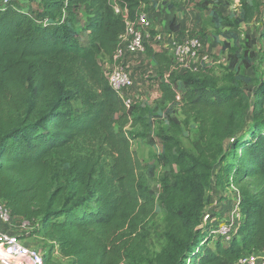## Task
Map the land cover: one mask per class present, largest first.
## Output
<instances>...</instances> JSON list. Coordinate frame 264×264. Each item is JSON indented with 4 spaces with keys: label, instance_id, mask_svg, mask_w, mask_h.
<instances>
[{
    "label": "trees",
    "instance_id": "16d2710c",
    "mask_svg": "<svg viewBox=\"0 0 264 264\" xmlns=\"http://www.w3.org/2000/svg\"><path fill=\"white\" fill-rule=\"evenodd\" d=\"M28 1L38 4L0 0V202L42 238V264H234L264 252V79L239 71L254 53L236 36L257 3L239 0L231 19L197 0L229 29L223 72L206 62L179 70L171 46L145 44L159 94L153 107H127L107 65L126 21L153 0ZM178 30L172 19L168 32ZM134 139L160 144L152 162ZM231 185L240 218L227 238L203 215L207 190Z\"/></svg>",
    "mask_w": 264,
    "mask_h": 264
},
{
    "label": "rangeland",
    "instance_id": "374dc122",
    "mask_svg": "<svg viewBox=\"0 0 264 264\" xmlns=\"http://www.w3.org/2000/svg\"><path fill=\"white\" fill-rule=\"evenodd\" d=\"M22 4L28 5L29 8L34 9L36 6L29 2L28 0H21ZM188 3L185 8L189 9L193 5L195 0H186ZM213 4L210 5L211 10H215L217 12H221L224 16L229 18H234L240 12V8L238 7L239 0H212ZM256 4V13L254 19L248 23V25L244 28L237 29V39L238 42L242 45L246 44L249 47V50L253 51L254 57L252 67L245 69L241 65H239V71L245 74H251L253 76L264 79V0H254ZM166 7H174L178 10V7L181 3V0H166ZM185 5V2H184ZM183 5V6H184ZM189 16L188 13L185 14L184 18H187L190 22V29L186 30L188 25L183 26L182 34L185 35H197L201 40L205 39V45L209 52H206V59L202 62H206V65L213 68L216 74H221L223 72V67L227 64L226 61V52L221 50L222 42L225 41V38H228L226 35L228 28L216 26L210 20L211 13L205 11L204 13L197 12L194 14L190 8ZM80 28V26H77ZM151 33L155 31L151 30ZM165 38L168 35V30L160 32ZM85 36V35H84ZM83 36V38H84ZM166 40L164 39L163 45H165ZM145 44H150L148 41ZM162 45V43H160ZM160 45V46H161ZM150 46V45H147ZM151 47V46H150ZM139 62L143 63L140 67L141 70L136 72L138 73V79L133 80L132 88L135 89L136 93L134 95L133 102L142 101L144 104H149L153 107L156 98L158 97L159 91L157 90L156 82L153 80V76L156 73L157 65L149 58H145L144 54H139ZM193 61L197 62L194 58ZM201 62V61H200ZM197 62V63H200ZM201 62V63H202ZM108 68V65H107ZM132 90V89H131ZM156 127L161 125V121H158V124H155ZM139 130V127H136ZM191 129L186 127L182 133V140L186 146L190 147V139H191ZM131 148L134 151L135 155L141 161H150L152 162V154L159 153L161 150V146L158 143L154 145H150L145 141V139H134L131 142ZM152 187L155 191L159 190L158 182L156 180L152 181ZM208 197H211V200H208L206 203V211L213 212L214 215L210 214L211 227L210 230L213 234H217L215 231L219 225L229 224L232 225L233 228L236 229V223L240 218V213L237 207V200L239 195L236 192V189L233 185L228 186L227 188H209L207 190ZM214 216V217H213ZM161 217L162 213L157 208V216L152 224V236L150 242V250L152 252L157 251L160 248L161 240L159 236V232L161 229ZM13 224L17 226L16 233L20 238L27 243L29 246L38 249L42 253L46 251V248H43L44 244L42 238L37 233L30 234V231L33 229L29 224V228L25 229L20 226L21 220L13 221ZM214 239V237H213ZM214 240L209 242V245L213 247ZM0 260H5L9 262H18L19 260L14 256H1ZM53 258L59 262H66L65 260L60 259L57 255H54ZM253 264H264V252L257 253V259Z\"/></svg>",
    "mask_w": 264,
    "mask_h": 264
},
{
    "label": "built area",
    "instance_id": "2783aa9c",
    "mask_svg": "<svg viewBox=\"0 0 264 264\" xmlns=\"http://www.w3.org/2000/svg\"><path fill=\"white\" fill-rule=\"evenodd\" d=\"M7 1L9 0H3V2ZM115 9L119 11L117 6ZM150 27V19L142 9L134 20H127L125 31L120 35L112 62L108 64L109 83L127 107L133 103L134 98L131 92L133 78L128 71L127 56L144 54L147 41L155 40L156 43H162L163 45L165 39L159 32L152 34ZM165 45L160 46V48L171 46L177 62L176 67L179 70L196 67L206 59V52L202 49V41L197 35H186L180 39L170 38L169 40L167 39ZM194 58L197 62H201L193 61ZM210 214L209 211H205L203 222L211 220ZM29 224L27 220L22 219L20 226L28 229ZM14 226L13 217L10 215L8 208L0 202V255L14 256L19 260L18 262L0 260V264H42V252L25 243L18 235L19 233L13 232L12 228ZM232 228V225L223 224L219 225L215 231L228 238ZM233 230L235 231V228ZM256 259V253L245 254L234 264H253Z\"/></svg>",
    "mask_w": 264,
    "mask_h": 264
},
{
    "label": "crops",
    "instance_id": "0c3cea01",
    "mask_svg": "<svg viewBox=\"0 0 264 264\" xmlns=\"http://www.w3.org/2000/svg\"><path fill=\"white\" fill-rule=\"evenodd\" d=\"M184 2H185V5H184ZM195 2H197V0H195L193 2V5L195 4ZM32 4H34L35 6H37V2L33 1L31 2ZM188 3V1L186 0H181V3L178 7V10H176L174 7H166L164 5V1L163 0H153L152 2V5H143L141 7L142 10H144L146 13H147V16L148 18L150 19V24H151V27H150V31L153 30L155 31L156 33H160L161 30L163 31H167L168 30V27H169V23L172 19L175 20V24L179 25V30L178 31H175L173 33H169L168 32V35L167 37L165 38L166 41L167 39L169 40L170 38H183L185 37L187 34L183 35L182 34V31H183V26H187V29H190V24L193 23V22H190L187 18H184L185 14L188 13V16H189V12L190 11V8L192 10V12L194 14H196L197 12H199L196 8H194V6H191L189 9L185 8L186 4ZM184 5V6H183ZM189 18L191 19V17L189 16ZM154 32H152L153 34ZM154 33V34H156ZM202 41V49L204 52H209V50H207V47L205 45V39H204V42L203 40ZM150 44L153 49H157V48H160V43H156L155 40H150L149 41ZM161 46H166V45H161ZM144 57L145 58H149L147 55L144 54ZM150 59V58H149ZM151 60V59H150ZM152 62V60H151ZM127 65H128V71L129 73L131 74L133 80H136L138 79V71L141 70V66L143 65V63L139 62V56L138 55H128L127 56ZM134 89H135V86H134ZM134 89L132 88V92L133 93H136L134 91ZM158 90V88H157ZM17 220H22V218L20 217H14L13 218V221L16 222ZM12 231L13 232H16L17 231V226L15 225L14 228H12Z\"/></svg>",
    "mask_w": 264,
    "mask_h": 264
}]
</instances>
